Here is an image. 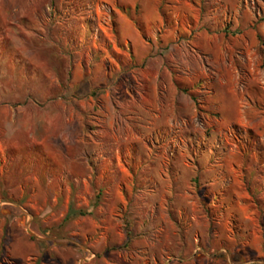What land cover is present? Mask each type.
I'll list each match as a JSON object with an SVG mask.
<instances>
[{
  "label": "rangeland",
  "instance_id": "rangeland-1",
  "mask_svg": "<svg viewBox=\"0 0 264 264\" xmlns=\"http://www.w3.org/2000/svg\"><path fill=\"white\" fill-rule=\"evenodd\" d=\"M0 264H264V0H0Z\"/></svg>",
  "mask_w": 264,
  "mask_h": 264
},
{
  "label": "trees",
  "instance_id": "trees-1",
  "mask_svg": "<svg viewBox=\"0 0 264 264\" xmlns=\"http://www.w3.org/2000/svg\"><path fill=\"white\" fill-rule=\"evenodd\" d=\"M85 213H86V211H84L83 209L77 210V209L71 208L68 215L66 216L65 220L67 221V220L75 217L78 214H85Z\"/></svg>",
  "mask_w": 264,
  "mask_h": 264
}]
</instances>
